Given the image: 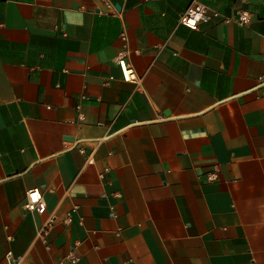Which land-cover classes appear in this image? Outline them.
<instances>
[{
    "label": "crops",
    "instance_id": "crops-1",
    "mask_svg": "<svg viewBox=\"0 0 264 264\" xmlns=\"http://www.w3.org/2000/svg\"><path fill=\"white\" fill-rule=\"evenodd\" d=\"M193 1L0 0V264H264V0Z\"/></svg>",
    "mask_w": 264,
    "mask_h": 264
},
{
    "label": "built area",
    "instance_id": "built-area-1",
    "mask_svg": "<svg viewBox=\"0 0 264 264\" xmlns=\"http://www.w3.org/2000/svg\"><path fill=\"white\" fill-rule=\"evenodd\" d=\"M208 10L209 8L206 4L194 0L193 3L188 8H186L184 11H182L179 14V18H178L179 22L189 28L197 29L200 22L209 18V15H211L212 17L220 15V13L216 10H213L211 14H208ZM252 15L253 13L251 10H246V9L239 10L237 13V17L234 19V21H236V23L239 25L246 26L250 23L252 19ZM225 20L229 21L230 18L225 17ZM121 38L124 41V48L121 51V55L118 59V65L122 73V78L125 81L135 82L136 84H138L141 78L138 76L135 69L127 59L126 35L124 32L122 33ZM259 79L260 80L257 83L256 87L264 86V78L261 77ZM88 161L89 163H92L93 159L90 158ZM209 178L211 180L216 179V174L215 173L210 174ZM24 206L26 209L30 211H35L40 214L45 212L46 202L43 199V194L40 188L34 187L27 190L26 201L24 203ZM67 219L70 220V214L68 215ZM54 220L55 217L50 218L47 222V225L50 226L52 222H54ZM46 233L47 231H45L44 229L42 230L41 235L44 236ZM7 259L10 262H13L15 260V258H13L11 253H8ZM76 260H77V256L73 255L72 261L75 262Z\"/></svg>",
    "mask_w": 264,
    "mask_h": 264
},
{
    "label": "water",
    "instance_id": "water-1",
    "mask_svg": "<svg viewBox=\"0 0 264 264\" xmlns=\"http://www.w3.org/2000/svg\"><path fill=\"white\" fill-rule=\"evenodd\" d=\"M67 139H71V138H67Z\"/></svg>",
    "mask_w": 264,
    "mask_h": 264
}]
</instances>
